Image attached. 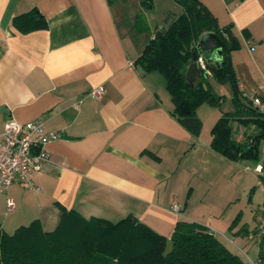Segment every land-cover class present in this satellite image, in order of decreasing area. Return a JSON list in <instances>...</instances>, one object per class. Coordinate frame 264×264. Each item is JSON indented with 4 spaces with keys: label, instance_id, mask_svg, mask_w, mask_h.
Segmentation results:
<instances>
[{
    "label": "crops",
    "instance_id": "crops-1",
    "mask_svg": "<svg viewBox=\"0 0 264 264\" xmlns=\"http://www.w3.org/2000/svg\"><path fill=\"white\" fill-rule=\"evenodd\" d=\"M131 1L148 27L138 36L120 24L114 10ZM142 1L0 0V133L12 118L41 120L47 132L59 135L45 146L47 158L33 173L32 187L13 183L0 193L1 227L12 233L37 219L51 231L61 207L111 221L131 214L166 237L179 220L199 223L227 248L231 243L248 255V243H260L264 232L258 225L233 235L230 219L237 208L228 211L227 205L238 194L220 187L221 178L237 172L243 161L214 152L206 132L194 137L171 113L164 77L139 71L135 61L146 41L139 35L159 27L154 0L147 7ZM199 1L238 40L231 63L241 94H252L247 88L264 95V0ZM32 8L46 28L18 32L11 19ZM216 58L207 64L215 65ZM238 67L245 69L241 76ZM97 86L103 94L91 97L89 90ZM209 112L212 127L221 113ZM240 126L241 133L234 135L238 141L254 133ZM260 149L255 166L264 161V142Z\"/></svg>",
    "mask_w": 264,
    "mask_h": 264
},
{
    "label": "trees",
    "instance_id": "trees-1",
    "mask_svg": "<svg viewBox=\"0 0 264 264\" xmlns=\"http://www.w3.org/2000/svg\"><path fill=\"white\" fill-rule=\"evenodd\" d=\"M114 2L115 0H108ZM153 0H143L147 7ZM182 11L167 26L146 39L136 64L144 72L155 71L165 80L173 104L171 113L194 137L202 122L196 115L199 105L219 106L223 96L216 94L209 77L202 71L192 83L186 78L193 53L201 52L198 42L204 33L221 39L222 57L218 65H208L217 82H229L233 89V111L223 112L210 129V148L231 161L260 160L264 142V113L256 111L237 85L231 52L239 47L229 26L219 27L216 18L199 0H174ZM11 25L20 33L46 28L44 17L35 8L14 16ZM134 34L148 31L143 16L136 15ZM226 34V37L224 36ZM251 123L254 133L236 140L233 122ZM264 169V161L262 162ZM57 226L44 231L37 219L18 226L12 233L0 224V264H250L231 251L207 227L179 220L169 237L157 233L131 214L111 221L101 217H84L73 209L60 208Z\"/></svg>",
    "mask_w": 264,
    "mask_h": 264
},
{
    "label": "rangeland",
    "instance_id": "rangeland-1",
    "mask_svg": "<svg viewBox=\"0 0 264 264\" xmlns=\"http://www.w3.org/2000/svg\"><path fill=\"white\" fill-rule=\"evenodd\" d=\"M114 10L117 14V18L118 21H120V24L125 25L126 27L124 28L128 29L129 33H130V29L131 32L134 33V30L132 29V27H130L132 23V19L134 18V15L142 14L141 10L138 8L137 3L131 1L128 5L122 6L120 8L118 7V5H116ZM149 35H150L149 33H144L142 35H139V38L142 40V42H144ZM238 49L239 48H237L236 50ZM237 55L239 60L241 61V59L243 58L242 55L241 54H237ZM244 72L245 69L238 67L237 73L240 76L241 74H244ZM235 79L238 85V76L236 72H235ZM242 81L245 84L249 83V81L246 79V76L244 75L242 76ZM209 83L211 84L212 89L216 94L223 96V101L219 106H211L207 103H203L197 107L196 115L200 118L202 122L200 133L206 132V134H210V129H211V125L207 123V120L209 119V115H210L209 111L215 109L220 114L221 111L232 108L233 106L232 97L234 93L231 84L229 82H217L209 77ZM246 92L253 93L254 90L252 89L248 91V89L246 88ZM241 101L243 104L250 106L248 97L241 99ZM240 125L242 124L237 121L233 122V135H235V137H237L242 131V127ZM246 127H248L246 129L247 132L255 131V128L251 123L247 124ZM242 161H243L242 164L235 169V171L237 172H233V174L231 175L226 174L224 177L221 178V183H220V187L222 186L224 191L231 187L233 190L237 192L236 194H238V197L232 200V203H229L227 205V207H229L228 211L232 207L233 208L231 211L237 208V211L233 214V216L231 215V219H230L231 223L229 226V230H233L232 231L233 235H237V232L240 231L242 228H247L249 231H253L255 230L256 226L264 225V184L262 182L257 183L259 177H258V173L254 170L255 168L254 166L256 162L254 160H242ZM245 166H247V168ZM230 236H232V234H230ZM238 237L241 238L240 235ZM219 240L221 242L224 241L223 239L220 238ZM244 241H246V239H244ZM230 245L233 244L230 243ZM230 245H228V247L229 249H231V251L236 252L238 255H240L242 259H246L241 252H237ZM244 251H247L248 256L251 257L253 260H258L259 264H264V238L262 241H260V243L259 242L248 243V246H246Z\"/></svg>",
    "mask_w": 264,
    "mask_h": 264
},
{
    "label": "built area",
    "instance_id": "built-area-1",
    "mask_svg": "<svg viewBox=\"0 0 264 264\" xmlns=\"http://www.w3.org/2000/svg\"><path fill=\"white\" fill-rule=\"evenodd\" d=\"M224 36L226 37V34ZM195 62L199 71H202L206 77H211V70L201 52L197 54ZM103 92V87L97 86L90 89L88 94L99 98ZM247 97L256 111L264 113V95L256 92ZM58 137V133L47 132L41 120L21 123L12 118L7 119L0 133V193L5 192L13 183H24L32 187L33 173L41 169L47 158L45 146ZM262 150L264 152V149ZM254 170L264 180L262 166L256 165ZM12 206L11 199L7 198V207ZM173 210L178 211L179 207L173 205ZM259 230L263 233L264 225L259 226ZM243 254L250 264H259L258 260L251 259L244 252Z\"/></svg>",
    "mask_w": 264,
    "mask_h": 264
},
{
    "label": "water",
    "instance_id": "water-1",
    "mask_svg": "<svg viewBox=\"0 0 264 264\" xmlns=\"http://www.w3.org/2000/svg\"><path fill=\"white\" fill-rule=\"evenodd\" d=\"M154 6L156 10L157 20L159 23L158 29L155 31L154 38H158L161 35L160 28L167 26L168 23L182 11V8L174 0H154ZM221 39L212 32L204 33L198 42L201 53L206 61L215 60L216 65L222 57ZM197 54L193 53L192 61L187 66L185 76L192 83L194 81V74H199V69L196 66ZM139 71L144 73L143 69L139 67Z\"/></svg>",
    "mask_w": 264,
    "mask_h": 264
}]
</instances>
